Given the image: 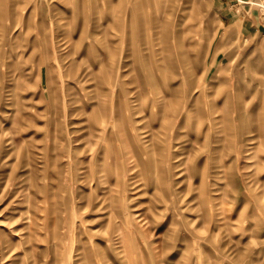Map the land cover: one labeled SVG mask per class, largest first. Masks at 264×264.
I'll use <instances>...</instances> for the list:
<instances>
[{"label":"rangeland","instance_id":"obj_1","mask_svg":"<svg viewBox=\"0 0 264 264\" xmlns=\"http://www.w3.org/2000/svg\"><path fill=\"white\" fill-rule=\"evenodd\" d=\"M212 15L210 0H0V264H264V45L210 56L196 23ZM137 72L169 98L165 128L162 96L128 97ZM117 105L137 149L166 131L137 154L154 169L106 155Z\"/></svg>","mask_w":264,"mask_h":264},{"label":"crops","instance_id":"obj_2","mask_svg":"<svg viewBox=\"0 0 264 264\" xmlns=\"http://www.w3.org/2000/svg\"><path fill=\"white\" fill-rule=\"evenodd\" d=\"M211 1V7L213 10V19H205L204 21L197 19L196 26L197 31L200 32L199 38H197V41L201 42H208L209 43V52L211 53L213 57H220L219 54H221V50L225 49L226 51H232L239 49L237 46H240L241 48H249L252 46V44L260 43V45H264V10H263V1L264 0H210ZM75 24V23H74ZM82 29L85 25H82ZM75 30V27H74ZM78 42H80L78 40ZM76 44V43H75ZM264 47V46H263ZM117 49V47H116ZM262 56L264 57V51H262ZM133 80L137 81V84L135 87L127 86L129 85V82L124 86V88H127L130 92L128 97L132 98L131 101L135 100V96L137 95L138 99H142L144 97H147L149 100V103L154 101V99H161L165 106L167 105V95L164 93H161V90L154 89L156 78L153 74L149 72L147 75H142L141 73H135L133 75ZM166 80V81H165ZM162 83H165L167 86L170 84V82L167 79L162 78ZM165 85H163L165 87ZM168 87V86H167ZM194 84L191 88H194ZM120 88V87H119ZM144 90L146 91L144 93ZM192 91V90H191ZM193 92V91H192ZM191 92V94H192ZM127 93V92H126ZM135 94V96H133ZM145 94V95H144ZM171 94V93H169ZM190 94V89L185 91L184 97H188ZM117 95L119 96L120 93L118 92ZM184 97L182 99H184ZM170 100L172 98L170 97ZM169 100V101H170ZM165 116L162 118V121L169 122L172 118H175L171 116L172 114L168 112L167 110L164 111ZM187 114V113H186ZM185 113H183L179 120L182 123V127H187L188 123L190 121H193V117L196 119V121H201L195 114H191L190 119L187 118ZM216 118V117H215ZM221 119L218 121H227L229 122V126L231 128L233 123V116L232 114H226L221 115ZM122 131V130H121ZM182 130H180L181 132ZM123 132V131H122ZM182 131L181 133H183ZM180 133V134H181ZM125 134V133H124ZM183 135V134H181ZM126 140L128 139L125 135ZM228 138V136H227ZM229 139V138H228ZM134 149V156L132 162L129 161V165L139 166V169H154V166H147L140 165L138 161H136V158L139 155V151L137 149L136 145H133ZM159 145H157L158 147ZM156 148V147H155ZM154 150V149H153ZM129 153V152H128ZM154 152H152L153 154ZM138 154V155H137ZM190 157L192 155V162L193 167L190 166V160L188 159L186 169L190 170L191 173H195V170H197L199 167L195 164V152L190 151ZM131 156V154H130Z\"/></svg>","mask_w":264,"mask_h":264},{"label":"bare ground","instance_id":"obj_3","mask_svg":"<svg viewBox=\"0 0 264 264\" xmlns=\"http://www.w3.org/2000/svg\"><path fill=\"white\" fill-rule=\"evenodd\" d=\"M159 100L156 98V99H154V101L153 102H158ZM102 102H97V104L91 109V120L93 121L94 120V127L95 126H97V122H105V120H106V117L105 116H103V114H102V111L103 110H100V105L99 104H101ZM93 105V104H92ZM108 105L109 104H106V105H103V106H105L106 108L108 107ZM146 106V105H145ZM170 106V104L169 103H167V105H166V110L167 111H172V108L171 107H169ZM116 110H114V117H115V120L116 119H120V122L119 123H114V127H113V129H115L116 131H117V140L119 141L118 142V144H119V146L117 147L116 145H112L111 147H110V145H106V146H108L107 147V149H106V151H105V153H106V155H107V153L109 154L110 152H113V153H119L121 156H120V158H121V163H123V164H125L124 166H122V167H124V168H126L127 166H128V163H129V161L130 162H132V160H134L133 159V157L132 156H134L135 154H134V152H133V145H135L136 144V140H134V139H132V138H130V139H127L126 140V138H125V134H124V128H125V124H124V120H125V118H124V115H123V112H122V110H121V106L120 105H117L116 106V108H115ZM166 110H164V111H166ZM111 112H113L112 110H110ZM133 112V114L134 113H136V111H132ZM161 113H162V117H161V115H159V117L162 119L163 117H166L165 116V113L163 112V111H161ZM104 115H107V114H104ZM186 116L187 117H190L191 116V114L190 113H187L186 114ZM100 119V120H99ZM240 119H241V121H242V123L243 122H245V119H244V117L243 116H241L240 117ZM119 121V120H118ZM165 122L166 121H164V124H163V127L165 128L166 127V125H165ZM106 123V122H105ZM97 128V127H96ZM123 132H122V131ZM165 133H166V131L164 130L163 131V134L162 135H159L157 132L156 133H152V134H150V133H145L144 135H143V138H144V140H143V145L142 144H140V148H138V151H139V153H141L142 155L143 154H146L148 157H150V153H152L153 152V149H155V147H156V136H159V137H161V140L164 138V135H165ZM119 138H120V140H119ZM110 144V143H109ZM115 147H117V148H115ZM129 152V153H128ZM130 154H131V156H130ZM132 158L131 160H128L129 158ZM192 159V158H191ZM193 160V159H192ZM192 160H190V161H192ZM114 161H117V157H115V160ZM106 164H107V161H106ZM110 164V163H109ZM111 165H112V163L110 164V166H109V169H110V167H111ZM193 162L190 164V166H192L193 167ZM145 167H147V165H144ZM107 169V168H106ZM144 170H146V169H144ZM150 170H152V169H150ZM106 171V170H105ZM95 172V171H94ZM110 174V173H109ZM146 175V177H150V174H145ZM213 200H214V198H212ZM212 200V201H213ZM214 203V201L212 202V204ZM214 208H218L219 210H220V205L218 206V203H215L214 205ZM205 206H203V208H204ZM209 208H211V207H209V206H206V209H209ZM224 210L225 209H223V212H224ZM219 213V212H218ZM212 215H215V212L214 213H212ZM212 220V217H211V213L210 212H208L207 213V221H211Z\"/></svg>","mask_w":264,"mask_h":264},{"label":"built area","instance_id":"obj_4","mask_svg":"<svg viewBox=\"0 0 264 264\" xmlns=\"http://www.w3.org/2000/svg\"><path fill=\"white\" fill-rule=\"evenodd\" d=\"M263 5V4H262ZM264 6V5H263Z\"/></svg>","mask_w":264,"mask_h":264}]
</instances>
